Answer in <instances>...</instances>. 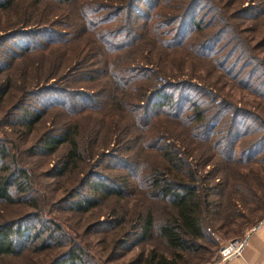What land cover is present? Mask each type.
<instances>
[{"label": "trees", "instance_id": "16d2710c", "mask_svg": "<svg viewBox=\"0 0 264 264\" xmlns=\"http://www.w3.org/2000/svg\"><path fill=\"white\" fill-rule=\"evenodd\" d=\"M245 1L0 0V12L15 11L16 23L23 28L19 33L28 34V27L50 22L48 15L62 18L64 27L80 26L70 37L53 36L47 38L48 46L41 44V50L55 49L64 59L70 57L72 63L63 77L53 76L54 70L48 69L51 82L33 84L26 91L29 96L41 90L56 93L49 96L48 109L67 110V127L46 131L29 147L32 152L48 154L64 146L58 169L50 167L51 175L76 172L95 156L100 165L136 146L156 152L161 160L159 167L144 173L142 193L162 203L163 217L155 224L151 210L135 213L139 230L134 233L135 242L147 239L155 229L171 254L179 257L176 253L196 252L197 241L209 230L220 231L226 222L240 226L253 215L259 216L249 231L263 218L264 117L240 112L230 93L232 86L247 89L253 94L247 98L251 105L264 112V86L251 83L239 69L249 61L264 77L260 56L264 23L259 33L254 25L244 24L245 19L264 13V0ZM19 6L28 11L18 12ZM45 7V16L35 19L37 10ZM203 11L212 19L203 17ZM34 50L29 42L23 47L15 43L3 47L0 76ZM97 63L99 68L91 67ZM42 77L30 76L28 82ZM5 78L1 96H8L15 86L7 74ZM75 81L85 84L71 87ZM216 95L231 112L220 114L210 108ZM20 112V123L29 133L46 110ZM238 115L243 120H236ZM85 118L97 119L102 125L91 129V144L83 152ZM106 134L115 143L110 152L102 147ZM12 157L7 140L0 136V201L11 203L27 196L26 203L36 209L35 198L28 196L33 181ZM77 184L80 192L70 207L80 212L111 196L133 195V190L122 191L111 177L95 169L82 171ZM29 218L0 222V256L20 252L28 241V247L38 251L59 249L46 264H87L81 246L51 236L60 229L58 224H48L49 232L42 237L40 228L30 232L25 225ZM176 262L150 248L141 264Z\"/></svg>", "mask_w": 264, "mask_h": 264}, {"label": "rangeland", "instance_id": "374dc122", "mask_svg": "<svg viewBox=\"0 0 264 264\" xmlns=\"http://www.w3.org/2000/svg\"><path fill=\"white\" fill-rule=\"evenodd\" d=\"M246 1L244 4H246ZM171 2H175V0H170ZM47 9L48 7L37 10L35 19H41V16H45L42 13ZM22 10L23 12L28 11L25 7L19 6L18 12ZM13 12H0V51H3V47L11 43H15L17 46L22 45L23 47L27 42L32 47H35V50L32 54H26L17 60L10 70L4 71L0 76V88H3L6 74L15 85L8 96L0 95V136L7 140L13 160L19 166L24 167L30 179H32L33 186L28 196L35 198L37 207L32 209L26 203L27 196L20 197L19 200L11 203L0 201V222L22 218L27 215L30 218L25 221V225L30 227V232L38 227L41 229V236L43 237L49 232L46 229L48 224L54 221L59 225L60 229L51 232V236L57 240H65L68 243L74 242L81 246L85 253L83 256L87 264H141L147 250L150 248L175 259L177 261L176 264H212L216 262L215 260L220 259L218 251L224 243L234 238L243 239L248 232V228L255 223L259 216L254 217L253 215L248 223L240 226L226 222L220 231H217V229L209 230L197 241L196 252L183 253V255L176 253L179 257L171 254L172 251L165 246L162 238L155 233V229L152 230L151 235L147 239L135 242L134 233L139 231L133 219L135 213H142L147 209L151 210L155 224L163 217V214H161L163 211L162 203L157 199L151 198L148 194L142 193V182L145 179L144 173L151 167H159L161 160L156 152H146L140 146L121 150L118 153L119 156H116L117 159L106 158L100 165H97V160L100 158L95 156L89 160L90 164L88 166H82L76 172L74 171L66 176L51 175L53 171H51L50 167L55 166V170L58 169V157L64 151V146L48 154L32 152L29 147L35 144L38 138L46 131L51 132L50 130L58 126L60 128L67 127L65 126L69 118L67 110L48 109L49 96L56 93L41 90L38 95L29 96V94L26 95V91L32 88L33 84L38 86L44 82L50 83L52 78H48V69L51 72L54 70L53 76L63 77V74L67 72L72 63L70 57L64 59V56L55 49L48 50L47 48L41 50V48L43 45L48 46L47 38L53 36L70 37L74 31L76 33L79 32L80 26H78V23H73L71 27H64V25H61L63 24L62 18L48 15L50 16V22L43 23L40 26H30L28 30L31 31L28 34H23L19 33V29L22 31L23 28L20 26L21 24L16 23L17 15ZM202 16L209 18V20L213 17L207 11H203ZM253 16H256V14L254 13ZM245 23L254 25L259 33V26L261 27L264 23V13L254 19H245ZM190 32L188 35L191 34ZM13 54L15 52L11 55L14 56ZM260 56L264 60V46L261 49ZM91 67L99 68V65L97 63L91 65ZM240 68H242L241 76L246 77L251 83H257L256 85L260 88L264 86V77L260 71L254 70L255 65L247 61L240 65ZM80 71L83 70L80 69ZM34 75L44 77L40 79L32 78L28 82V78ZM83 84L85 83L75 81L70 85L77 88ZM240 88L237 86L231 87L230 93L234 99L233 101H235V106L240 112H245L249 116L255 113L256 116L261 114L264 117V112H260L259 109L252 106V101L247 99L250 95L253 98V94L250 93L249 95L246 91L247 89ZM224 90H227V88H224ZM215 94H218V92L216 91ZM210 106L212 110L218 111L220 114L231 112L230 109L223 107L218 95L212 97ZM39 107L46 110V113L34 124L33 129L28 133L20 123L19 116L22 113L20 111ZM240 119L243 120V117L238 115L236 120ZM246 122L250 121L247 120ZM97 124L102 125L97 119H87L83 122V127L81 128L83 152H86L87 146L91 144L92 137L90 132L91 129L95 130L97 128ZM99 130L101 133L105 131L104 124L99 127ZM111 138L107 134L103 137L102 147L104 151L110 152L111 149L115 148V143ZM130 145L133 146V142ZM94 166L96 167L94 168ZM94 169L103 177H111L112 182L114 181L118 187L122 188V191L133 190V195L111 196L86 211L73 210L70 207L71 199L78 196L81 188L77 184L78 178L82 171ZM125 179L127 180L126 183ZM206 182L211 183L212 181L208 180ZM31 212H34L35 215H31ZM224 229L226 230L225 232H223ZM55 239H47V241L53 243ZM58 250L56 248L38 251L28 247V241H25L20 252L0 256V264H46L47 260Z\"/></svg>", "mask_w": 264, "mask_h": 264}, {"label": "crops", "instance_id": "0c3cea01", "mask_svg": "<svg viewBox=\"0 0 264 264\" xmlns=\"http://www.w3.org/2000/svg\"><path fill=\"white\" fill-rule=\"evenodd\" d=\"M239 252L212 264H264V216L242 239Z\"/></svg>", "mask_w": 264, "mask_h": 264}, {"label": "built area", "instance_id": "2783aa9c", "mask_svg": "<svg viewBox=\"0 0 264 264\" xmlns=\"http://www.w3.org/2000/svg\"><path fill=\"white\" fill-rule=\"evenodd\" d=\"M243 241L237 238L228 240L219 248L220 260L237 254L242 246Z\"/></svg>", "mask_w": 264, "mask_h": 264}]
</instances>
